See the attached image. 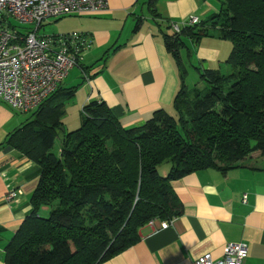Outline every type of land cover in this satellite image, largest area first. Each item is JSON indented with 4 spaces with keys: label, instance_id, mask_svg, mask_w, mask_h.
Instances as JSON below:
<instances>
[{
    "label": "trees",
    "instance_id": "obj_1",
    "mask_svg": "<svg viewBox=\"0 0 264 264\" xmlns=\"http://www.w3.org/2000/svg\"><path fill=\"white\" fill-rule=\"evenodd\" d=\"M217 2L218 11L198 24L163 35L178 64L185 37L231 44L217 68L199 72L203 84L181 81L171 113L159 108L141 125L124 127L105 104L90 102L54 153L61 97L76 89L59 85L9 135L8 143L37 161L41 174L31 212L7 245V264H98L138 241L151 218L182 213L172 180L232 167L251 149L264 151V0ZM164 161L170 168L161 176ZM42 206L49 208L46 217L38 214Z\"/></svg>",
    "mask_w": 264,
    "mask_h": 264
},
{
    "label": "crops",
    "instance_id": "obj_2",
    "mask_svg": "<svg viewBox=\"0 0 264 264\" xmlns=\"http://www.w3.org/2000/svg\"><path fill=\"white\" fill-rule=\"evenodd\" d=\"M150 1L107 0L100 11L78 13L86 22L83 19L74 31L86 33L90 46L80 66L62 80L64 87L76 86L72 96L61 97L64 114L66 106L70 111L82 105L81 120L83 107L98 102L122 126L141 125L156 109L172 112L175 94L181 81L185 83L180 64L183 73L192 66L191 60L205 69L217 68L228 56L230 49L217 37L197 41L185 37L178 64L163 38L172 32L169 21H182L189 15L204 20L218 9L217 0ZM22 114L0 99V264H7V245L31 212V197L41 174L37 161L8 143L9 135L27 118ZM75 129L60 127L57 135L62 139V132ZM170 184L182 213L164 219L173 221L163 229L146 223L138 241L98 264H194L205 253L221 257L229 242L246 244L243 264H264V167H207ZM10 190L19 193L5 200ZM40 210L49 212L47 206Z\"/></svg>",
    "mask_w": 264,
    "mask_h": 264
},
{
    "label": "built area",
    "instance_id": "obj_3",
    "mask_svg": "<svg viewBox=\"0 0 264 264\" xmlns=\"http://www.w3.org/2000/svg\"><path fill=\"white\" fill-rule=\"evenodd\" d=\"M107 0H0V99L16 111H34L57 87L67 73L80 66L90 46L86 33L72 31L45 35L39 30L44 19L104 9ZM30 24L27 31L13 24ZM199 17L189 15L182 21H169L173 32L183 25H195ZM5 194V200L18 195ZM173 219L151 218L152 229L168 227ZM248 255L246 244L229 242L219 258L210 253L200 255L194 264H243Z\"/></svg>",
    "mask_w": 264,
    "mask_h": 264
},
{
    "label": "rangeland",
    "instance_id": "obj_4",
    "mask_svg": "<svg viewBox=\"0 0 264 264\" xmlns=\"http://www.w3.org/2000/svg\"><path fill=\"white\" fill-rule=\"evenodd\" d=\"M218 9L216 10V12ZM84 19V20H83ZM83 24L86 22V17L79 16V14H70V15H63L60 17H49L43 20L42 25L40 27L39 33L45 34V35H55V34H65L72 32L76 30L77 26L82 22ZM13 24L16 26L17 29H21L23 31H27L28 27H31L30 24L27 25H20L18 23L13 22ZM82 24V25H83ZM224 45H227V47L230 49L231 44L229 43V40H223L222 42ZM228 49V51H229ZM231 50V49H230ZM230 52V51H229ZM192 66H189L188 69H185V83L187 86H193L194 84H198L200 86L203 84L201 81H199V72H201L204 67H202L201 63L199 61L191 60L190 62ZM198 70V71H197ZM200 84V85H199ZM82 105H80L79 108L72 109L70 111H67V106L65 109V114L63 116V119H61L62 122V128L64 130L69 131L71 129L78 128V126L81 123L80 117H81V108ZM31 114V111L25 112V117H29ZM67 126V127H66ZM61 144V138L60 134L55 137L53 146L51 148V151L54 153H57L59 150ZM219 165H225L223 163H220L217 161ZM234 164H245L250 166H256V167H264V151H260L258 149H251L245 157L239 161H237ZM233 164V165H234ZM170 167V163L167 161L162 162L158 167V172L161 176H165L168 172V168ZM39 214L42 217L48 216V212L44 213L41 210H39Z\"/></svg>",
    "mask_w": 264,
    "mask_h": 264
}]
</instances>
